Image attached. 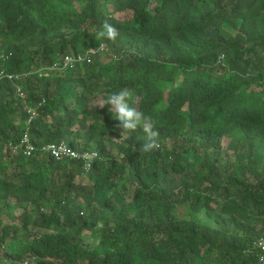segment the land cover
Wrapping results in <instances>:
<instances>
[{
    "label": "trees",
    "instance_id": "16d2710c",
    "mask_svg": "<svg viewBox=\"0 0 264 264\" xmlns=\"http://www.w3.org/2000/svg\"><path fill=\"white\" fill-rule=\"evenodd\" d=\"M105 20L115 40L99 36ZM101 45L108 55L90 64L36 74ZM2 71L22 76L0 78V264H257L264 0H0ZM121 89L159 149L142 152V129L120 137L95 107ZM26 129L37 146L99 158L85 174L81 161L11 155ZM87 231L99 241L83 244Z\"/></svg>",
    "mask_w": 264,
    "mask_h": 264
},
{
    "label": "built area",
    "instance_id": "2783aa9c",
    "mask_svg": "<svg viewBox=\"0 0 264 264\" xmlns=\"http://www.w3.org/2000/svg\"><path fill=\"white\" fill-rule=\"evenodd\" d=\"M99 49L104 50L103 52H107V48L102 45L97 49L86 52L85 54L64 55L60 61L54 63L51 66L38 70L36 74L39 77H48L54 71L75 69L78 65L83 63H91L93 57L99 53ZM114 57L117 58V56ZM21 76L22 75L20 74L5 73L4 71L0 73V78L5 77L13 82L17 81L19 78H21ZM17 93L20 97H25V94L20 86L17 87ZM29 113L30 116L26 122L27 128L30 125L31 120L37 115L36 110L34 109H29ZM8 149L12 155L23 154L26 158L32 157L36 152H42L59 161L64 159L81 161L83 163V171L85 174H88L91 171L93 167V161L99 158V153L97 151L75 149L64 141L60 143H48L42 146H37L32 142L28 129L25 130L19 141L9 142ZM254 246L258 249L259 254L257 264H264V238L257 240Z\"/></svg>",
    "mask_w": 264,
    "mask_h": 264
},
{
    "label": "clouds",
    "instance_id": "9594fccd",
    "mask_svg": "<svg viewBox=\"0 0 264 264\" xmlns=\"http://www.w3.org/2000/svg\"><path fill=\"white\" fill-rule=\"evenodd\" d=\"M118 35H119L118 29L114 25L110 24L107 20H105L102 25V31H100L99 33V36L102 38H107L109 40H115ZM97 48L99 47H96L95 49ZM108 52L109 50L107 48V52H99L96 55L98 56L102 54L108 55ZM96 55L93 57L92 62L96 59ZM61 58L55 61L54 63L60 61ZM84 64H90V63H83L81 65H84ZM65 70H68V69H65ZM65 70L54 71L50 74V76L54 73L65 71ZM130 99H131L130 91L127 89H121L118 92L110 93L106 97H101L98 103L95 105V107L96 108L99 107L103 109L105 106H108V111L111 114H113L115 116V120L118 121V124L116 125V127L117 129L121 130L120 137H125L127 139L128 138L127 134L129 132H133L137 128L142 129L144 133V136H143L144 143L142 147L140 148L142 152L147 153L155 149H159L160 132L158 131L155 123L153 122L150 116H146L142 111H140L137 107L134 106L135 102H133V104H130L129 103ZM26 263L29 264L28 262Z\"/></svg>",
    "mask_w": 264,
    "mask_h": 264
},
{
    "label": "rangeland",
    "instance_id": "374dc122",
    "mask_svg": "<svg viewBox=\"0 0 264 264\" xmlns=\"http://www.w3.org/2000/svg\"><path fill=\"white\" fill-rule=\"evenodd\" d=\"M117 17L118 18H120V19H124V18H126V15H124V14H117ZM104 50H102V49H99V52H103ZM101 56V57H100ZM99 58H103L102 57V55H96V59H99ZM84 85V84H83ZM256 89H261L259 86H254ZM252 88H253V86H252ZM113 138H115V137H113ZM115 140H119V139H117V138H115ZM227 143H228V141H227ZM167 144L169 145V146H172V145H183V143H180V141H178L177 143L174 141V140H172V139H168L167 140ZM6 151V150H5ZM4 151V152H5ZM4 159L5 160H8V156H5L4 157ZM84 176V175H83ZM84 178L85 179H83V180H80V181H82V182H84V183H86V182H88L89 180H91L92 179V177L90 176H84ZM75 201H76V199H75ZM9 202H11L12 204L15 202L14 201V198H11L10 200H9ZM78 204H81V201L79 200H77L76 201ZM22 212V210H18L16 213H15V216H18L20 213ZM8 223H10L9 221H8ZM98 242L99 241V236L93 231V232H91V231H87V232H85V234H84V238H83V244L84 243H86V244H89V243H91V242ZM7 248V247H6ZM8 249V248H7ZM8 251L6 250V249H2L1 251H0V259L1 260H5V257H6V253H7ZM3 261H1V263H2ZM27 261H25L24 262V264H27L26 263Z\"/></svg>",
    "mask_w": 264,
    "mask_h": 264
}]
</instances>
